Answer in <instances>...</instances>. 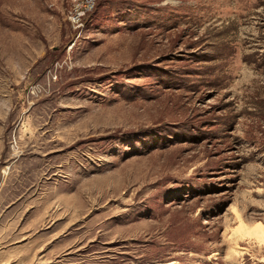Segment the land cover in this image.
Listing matches in <instances>:
<instances>
[{"label":"rangeland","instance_id":"obj_1","mask_svg":"<svg viewBox=\"0 0 264 264\" xmlns=\"http://www.w3.org/2000/svg\"><path fill=\"white\" fill-rule=\"evenodd\" d=\"M264 0H0V264H264Z\"/></svg>","mask_w":264,"mask_h":264},{"label":"bare ground","instance_id":"obj_2","mask_svg":"<svg viewBox=\"0 0 264 264\" xmlns=\"http://www.w3.org/2000/svg\"><path fill=\"white\" fill-rule=\"evenodd\" d=\"M249 233L251 236H254L256 239L264 242V226L258 224L256 226H254L252 229H250ZM172 262H169V263H172ZM169 263H167V264H169Z\"/></svg>","mask_w":264,"mask_h":264}]
</instances>
